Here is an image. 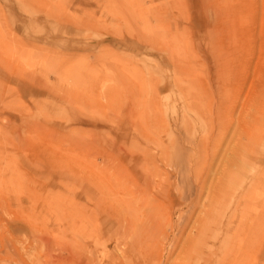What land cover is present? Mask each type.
Listing matches in <instances>:
<instances>
[{"label":"rangeland","instance_id":"1","mask_svg":"<svg viewBox=\"0 0 264 264\" xmlns=\"http://www.w3.org/2000/svg\"><path fill=\"white\" fill-rule=\"evenodd\" d=\"M0 264H264V0H0Z\"/></svg>","mask_w":264,"mask_h":264},{"label":"bare ground","instance_id":"2","mask_svg":"<svg viewBox=\"0 0 264 264\" xmlns=\"http://www.w3.org/2000/svg\"><path fill=\"white\" fill-rule=\"evenodd\" d=\"M129 1H131V0H126V2H129ZM232 1V0H231ZM157 18V17H156ZM153 21H155V17L153 16ZM141 22H145V23H142V26L143 27H146L147 26V24H149L150 23V20L148 19V18H146V17H142V19H141ZM124 224V223H123ZM127 225V224H126ZM152 228V227H151ZM149 229V228H148ZM126 236V235H125ZM219 242V241H218ZM220 242H221V240H220ZM131 247V246H130ZM224 247V246H223ZM226 253H228V254H230L229 253V251L228 252H226ZM211 254V253H210ZM216 254L215 253H212L211 254V256L213 257V256H215ZM216 257V256H215Z\"/></svg>","mask_w":264,"mask_h":264}]
</instances>
